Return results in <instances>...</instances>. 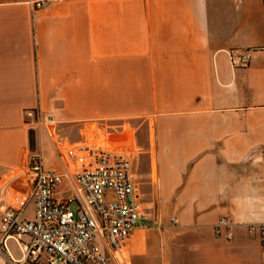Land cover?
<instances>
[{
	"label": "crops",
	"instance_id": "1",
	"mask_svg": "<svg viewBox=\"0 0 264 264\" xmlns=\"http://www.w3.org/2000/svg\"><path fill=\"white\" fill-rule=\"evenodd\" d=\"M33 1L0 0V179L40 152L64 200L78 192L67 143L130 145L148 217L127 264H264L248 229L264 223V0ZM28 111L51 118L46 134ZM28 241H7L14 261Z\"/></svg>",
	"mask_w": 264,
	"mask_h": 264
},
{
	"label": "built area",
	"instance_id": "2",
	"mask_svg": "<svg viewBox=\"0 0 264 264\" xmlns=\"http://www.w3.org/2000/svg\"><path fill=\"white\" fill-rule=\"evenodd\" d=\"M46 2L33 1L36 8ZM252 50L231 53L235 67H247ZM35 124L42 125L51 118H42L37 111H28ZM60 157L73 165L77 194L57 200L55 193L64 182V175L47 169L42 153L30 156L27 173L0 179V249L14 264L38 261L45 254L47 264H127L128 247L134 232L146 227L147 210L136 189V171L130 152L88 142L60 150ZM34 205L32 219L25 217L29 205ZM79 204L74 210L72 206ZM231 223L222 218L216 234L223 235ZM251 234H259L264 246V223L248 226ZM226 237L233 234L227 231ZM28 236L22 246L25 262L14 261L7 248L11 238ZM107 245L102 252L98 237Z\"/></svg>",
	"mask_w": 264,
	"mask_h": 264
},
{
	"label": "rangeland",
	"instance_id": "3",
	"mask_svg": "<svg viewBox=\"0 0 264 264\" xmlns=\"http://www.w3.org/2000/svg\"><path fill=\"white\" fill-rule=\"evenodd\" d=\"M42 128V130L44 131V133L46 134V131H45V125L42 123V125L41 126H38V129H41ZM31 141H32V145H33V147H36L35 146V141H36V139H35V130H31ZM55 139H56V137H55ZM99 142V141H98ZM100 144H102V145H104V146H110V144H109V142H104V141H101V142H99ZM69 146V143H67V146L66 147H68ZM128 149H129V151L130 150H132L131 149V146L129 145L128 146ZM62 150V149H61ZM127 150V149H126ZM59 152H60V150H59ZM74 209H76V207H74ZM0 252H3V250L2 249H0Z\"/></svg>",
	"mask_w": 264,
	"mask_h": 264
}]
</instances>
